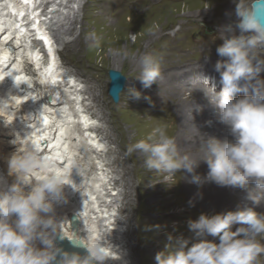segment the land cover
<instances>
[{
    "label": "clouds",
    "instance_id": "1",
    "mask_svg": "<svg viewBox=\"0 0 264 264\" xmlns=\"http://www.w3.org/2000/svg\"><path fill=\"white\" fill-rule=\"evenodd\" d=\"M262 10L261 0H238L235 24L226 27L230 35H221L223 43L216 49L220 57L226 58L214 65L221 76V90L216 91L211 78L200 72L189 85L203 91L218 121L227 126L234 140L203 136V157L194 160L181 155L175 139L158 127L128 149L144 154L146 169L169 177L184 169L191 174L189 182L198 187L213 182L221 187L248 188L253 182L264 188V79L259 78L264 71V55L259 54L264 49ZM237 29L239 35L235 34ZM121 55L128 58L129 53L123 51ZM137 65L144 88L159 81L160 59L155 54L141 53ZM236 92L245 95L234 98ZM133 94L137 98L140 95ZM206 123L211 125L212 121ZM23 137L17 134L12 141L17 148L6 158L8 175L15 176L16 182L7 190H0V264H105L112 259L111 252L116 251L105 240L74 234L71 240L75 245L87 250L83 256L63 251L54 242V233L59 232L61 223L51 215L53 202L65 198V185L78 191L82 182L76 184L71 174L75 169L82 177V168L74 163L72 169L65 170L41 155L37 145L25 143ZM201 161L208 166L204 177L195 172ZM5 182L0 176V183ZM25 185L30 190L25 191ZM252 201L259 204L258 200ZM236 224L242 226L232 231ZM188 227L197 237H218L219 243L200 239L188 247V241L184 240L175 250L166 246L158 252L156 264H255L257 257L264 254V244L257 239L264 235V212L253 207H238L211 216L202 213L198 219L190 220ZM62 236L65 237L63 233ZM37 240L42 248L36 246Z\"/></svg>",
    "mask_w": 264,
    "mask_h": 264
},
{
    "label": "bare ground",
    "instance_id": "2",
    "mask_svg": "<svg viewBox=\"0 0 264 264\" xmlns=\"http://www.w3.org/2000/svg\"><path fill=\"white\" fill-rule=\"evenodd\" d=\"M78 1L0 0V176H3L6 181L5 183H0V190H7L8 184L16 182L15 176L8 175L6 158L17 148V145L12 143L17 134L22 137L24 136L23 140L25 143H34L37 145L41 155L50 158L57 165L65 168V170H70L76 160V144L78 140L74 137V134H76V128L78 127L75 128V120L79 118L78 125L82 124L83 129L88 134L89 137H87V140L90 141V146L97 147L93 152L98 154V152L103 151L101 149L102 143L97 139L103 129L93 124V116H90L88 109H82L83 106L78 105L82 103L79 94L81 90L76 88L78 84L74 76L65 70L55 50L56 42H54L52 34L49 32L50 26L52 27V20L57 17L58 13L62 10L73 9ZM229 1H233L234 7L232 8L229 5L225 11L226 16L217 19L222 23L220 32L224 36L230 35L225 29L227 26L233 25L230 23L232 19L229 20L228 18L232 14V16L235 15V8L238 2V0H225L228 4L230 3ZM163 4L162 6L167 5L166 0L163 1ZM43 5L47 6V8L50 7V9H46L47 13H40V8ZM195 7L197 8L196 5ZM164 12L169 14V16L172 13L170 8H167V10L164 9ZM191 14H187L188 18L184 20L185 22L190 21V16L194 17L195 13ZM147 30L150 36L148 42L157 41L167 33L163 29L159 32L155 31L151 26H147ZM181 30L183 28H180ZM235 34L239 35L238 29ZM30 39H36L38 42L37 46L30 48ZM81 40L79 36L75 40L76 45L78 43L81 46ZM219 45L221 44L211 47L213 48L212 50L217 52L216 49ZM44 46L47 47L46 51L49 54L44 51ZM125 46L129 56L128 58L122 57L123 60L130 61L136 67L138 74H140V69L137 65L139 55L132 56L134 45L126 41ZM73 48L75 49V47ZM156 48L157 46L155 50ZM178 50L176 49L169 56L167 53L155 51L154 54L160 59L161 77L158 82L152 84L154 90L151 94L153 96V102H158L160 105L164 104L163 101H169L165 104L164 108L168 110L170 120L162 121V123L164 122L163 127L167 130V135L175 139L179 153L198 160L204 154V137L212 136L229 141L234 140V137L230 134L227 126L218 121L214 114L215 110L203 91L196 90L195 87L187 85L200 72L210 77V83H215L216 87H219V90H221L220 73L216 72L218 76L213 77L209 72L211 68L214 69L216 62L211 59H203V55L199 52L196 57L187 60L190 61L188 62L189 64H183L185 60L180 56L183 53L178 55ZM259 54L264 55V52H259ZM198 61L201 62L196 65L195 63ZM183 65L190 66L181 68ZM259 78L264 79V71H261ZM176 79L178 82L174 83ZM241 84H243V81ZM187 90L190 91L189 97L185 96V91ZM244 94L243 92H239L234 93V96H243ZM197 108L200 110L197 111ZM85 111L88 114L84 113ZM154 116L157 118L156 115ZM152 117L150 115V118L148 117L146 119L145 125L147 127L142 134L148 136L153 132V129L151 130L154 126L152 125L154 123ZM207 121H212L211 125L207 124ZM117 130L119 145H117L118 149L116 153H118V156L115 160L119 162L122 171H140L142 177H144L142 179L140 178L138 188L147 192L150 196L151 204L149 206V212H147L149 215L146 216L148 223L153 224V220L156 217L159 218V215L170 216L172 212L170 213L166 210L176 202H183L184 205H187L184 209L195 206L196 209L198 207L211 212L217 209L235 211L238 207L248 206L253 207L257 212H264V188L256 187L253 182L249 183L248 188L221 187L213 182H206L198 187L196 184L189 182L191 174L184 169H181L182 175L180 176V181L183 182V186L181 185L179 199L175 201L163 200V195L167 192L166 187L174 179L172 177H164L165 173H158L146 169L144 166L145 156L140 151V154L136 153L138 150L129 152L128 149L131 145H134L139 140L146 139L144 138L145 136L142 137V134L138 131L140 129L136 124H129L127 126L119 124ZM131 160L134 162L130 163ZM201 167L208 169L207 164L201 161L195 169L196 174H198L197 171H202L199 169ZM75 172L76 170L73 169L71 174L74 182L76 180ZM200 175L204 177L201 172ZM24 190H30V186L25 185ZM64 194L65 198L63 200L53 202L54 213L51 214L57 222L61 223L58 228L59 232L54 233L56 246L58 245L56 237L62 235V233L69 239L74 234L77 237L89 236V230H86V225L83 224L84 210L82 208H84L83 203L85 202V198H83L84 202L81 204L82 199H80L81 201L76 200V197H73L74 190L68 185L64 187ZM252 200H258L259 204H254ZM129 203L127 201V204ZM73 215H76L80 221L77 228H72L71 226ZM240 226L242 225H233L232 231H235ZM160 235V232L156 230L153 238L149 242L150 244L141 242L140 251L143 253L147 252L146 254H148V251L149 253L156 251ZM91 238L97 239L98 235L95 234ZM207 238L212 240L219 239L218 237L212 236H207ZM194 239L197 240V238ZM257 239L264 244V235L258 236ZM215 242L218 243L217 241ZM35 243L37 247H43L39 240ZM255 264H264V254H260L257 257Z\"/></svg>",
    "mask_w": 264,
    "mask_h": 264
},
{
    "label": "rangeland",
    "instance_id": "3",
    "mask_svg": "<svg viewBox=\"0 0 264 264\" xmlns=\"http://www.w3.org/2000/svg\"><path fill=\"white\" fill-rule=\"evenodd\" d=\"M163 1L79 0L77 4H73V9L60 11L52 20V27L49 28L65 70L74 76L78 84L76 88L81 90L79 94L82 103L78 105L83 106L82 109H88L90 116H93V124L103 129L97 138L102 143L100 148L103 151L97 154L93 152L97 147L90 146V141L87 140L89 136L82 124L78 125L79 118L75 120V128L78 126L74 134L78 140L75 163L83 171L82 177L77 172L74 173L76 184L82 183L77 186L79 192L74 191L73 197H76V200L82 199L81 204L85 200L84 208L82 206L81 208L84 210L83 224L86 225V230H89L88 235L90 237L98 235L99 239H104L116 250L111 252L112 259L106 264H156L154 258L158 252L164 251L166 246H171L175 250L185 239L188 241V247L199 242L200 239L219 243V239L212 240L207 236L197 237L189 229L188 222L198 219L202 213L211 216L214 212L217 214L227 211L217 209L211 212L203 208L196 209L195 206L184 209L187 205L176 202L166 210L172 212L170 216L159 215V218L156 217L153 220V224L148 223L146 216L149 215L147 212L151 204L150 196L138 188L140 178L144 177L140 171H122L119 162L115 160L118 156L116 151L119 145L117 140L119 124L124 126L136 124L140 129L138 131L142 134L147 127L146 119L150 118V115L154 119L151 130L163 127L162 121L170 120V114L164 108L169 101H163L162 105L153 102L151 93L154 87L144 88L138 78L136 67L130 61L123 60L121 53L126 51V41L134 45L133 57L146 51L153 54L155 51L167 53L169 56L179 49L178 55L183 53L180 56L185 60L183 64H189L190 61L187 60L196 57L199 52L203 55V59H211L215 62L225 59L211 47L223 43L221 39L223 33L220 32L222 23L217 19L226 16L225 11L229 5L234 7L233 1H229L228 4L225 0H166L167 5L162 6ZM167 8L172 11L170 16L166 12L163 13V10ZM189 13L190 15L195 13V15L190 16V21L185 22ZM232 15L228 19H232L230 23L234 25L236 17ZM147 26H151L158 32L163 29L167 33L157 41L148 42L150 36ZM180 28L183 30L180 31ZM79 36L82 39L81 46L75 43ZM30 41V48L37 46L36 39H30ZM259 52H264V49H260ZM189 66L183 65L181 68ZM111 69L122 72L128 79L118 103L109 95ZM209 72L213 76H218L213 68ZM175 82L178 80H174ZM187 85L189 86L190 82ZM133 92H138L139 97L137 98ZM185 94L189 97L190 91H185ZM239 97L241 96L236 98ZM84 113L88 114L86 111ZM165 131L167 134V130ZM142 137L148 136L142 134ZM136 153L140 154L139 151ZM133 162V160L130 161V163ZM199 169L202 170L197 171L199 175L200 172L204 176L207 175L206 167ZM181 175L180 169L176 176L172 177L174 180L166 187L167 192L163 195V200L179 199L183 186V182L180 181ZM164 177L169 176L164 174ZM10 185L8 184V187ZM127 201L130 203L127 204ZM156 230L161 234L157 250L151 253L148 251V254L141 252V242L150 244Z\"/></svg>",
    "mask_w": 264,
    "mask_h": 264
},
{
    "label": "water",
    "instance_id": "4",
    "mask_svg": "<svg viewBox=\"0 0 264 264\" xmlns=\"http://www.w3.org/2000/svg\"><path fill=\"white\" fill-rule=\"evenodd\" d=\"M261 3H264V0H261ZM262 16H264V10L260 13ZM109 95L115 102H119L121 92L124 90L126 83L128 79L126 76L122 74V72L118 70L111 69L109 71ZM71 226L72 228H77L80 224V221L76 215L72 216L71 220ZM57 240V247L61 248L63 251H67L69 253L76 252L79 253L81 256L86 255L87 250L83 247H77L71 239L67 237H63L62 235H58L56 237Z\"/></svg>",
    "mask_w": 264,
    "mask_h": 264
}]
</instances>
